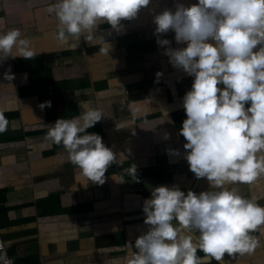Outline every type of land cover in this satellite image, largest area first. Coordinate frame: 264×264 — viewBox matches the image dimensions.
Wrapping results in <instances>:
<instances>
[{"label": "crops", "instance_id": "0c3cea01", "mask_svg": "<svg viewBox=\"0 0 264 264\" xmlns=\"http://www.w3.org/2000/svg\"><path fill=\"white\" fill-rule=\"evenodd\" d=\"M53 2L0 0V32L20 29L36 52L0 62V113L7 121L0 132V234L12 264H127L135 240L148 230L142 209L153 187L210 190L206 178L189 170L179 134L194 77L169 63L155 34L154 16L175 11L177 0H150L119 32L103 24L92 42L57 39L58 21L44 11ZM161 38L187 46L172 31ZM9 70L11 80L4 76ZM45 102L51 107L41 108ZM85 108L104 114L87 131L99 134L117 158L103 184L81 175L62 144L45 140L46 125ZM232 187L264 205V179ZM188 234L194 242L199 235ZM252 235L260 243L250 254L225 253L223 261L197 255L203 264H264V235Z\"/></svg>", "mask_w": 264, "mask_h": 264}, {"label": "clouds", "instance_id": "9594fccd", "mask_svg": "<svg viewBox=\"0 0 264 264\" xmlns=\"http://www.w3.org/2000/svg\"><path fill=\"white\" fill-rule=\"evenodd\" d=\"M149 4L55 0L44 11L58 21L59 41L84 36L92 42L103 24L119 32L122 21L136 18ZM174 7L154 16L155 34L169 63L194 77L183 97L186 119L179 134L186 141L183 155L189 170L198 180L206 178L210 190L197 194L178 186L153 187L142 209L148 230L135 240L127 264H203L198 251L223 261L225 253H252L260 243L252 233L264 235V205L232 187L264 179V0H198L188 5L177 0ZM170 31L177 44L187 46L174 48L161 38ZM30 45L20 29L0 32V62L18 56L32 59L36 52ZM108 50L109 45L101 54ZM4 76L13 79L10 70ZM45 105L51 107L50 102L40 107ZM103 116L100 110L85 108L78 116L46 125L45 136L48 142L62 144L80 174L99 184L117 160L99 134L87 131ZM6 126L0 113V132ZM170 152L180 155L179 150ZM135 172L133 165L130 175ZM192 232L199 233L195 242L188 234Z\"/></svg>", "mask_w": 264, "mask_h": 264}, {"label": "built area", "instance_id": "2783aa9c", "mask_svg": "<svg viewBox=\"0 0 264 264\" xmlns=\"http://www.w3.org/2000/svg\"><path fill=\"white\" fill-rule=\"evenodd\" d=\"M139 189H141L139 187ZM0 257H5L4 259H0V264H12L11 255H9L5 250V242L0 234Z\"/></svg>", "mask_w": 264, "mask_h": 264}]
</instances>
